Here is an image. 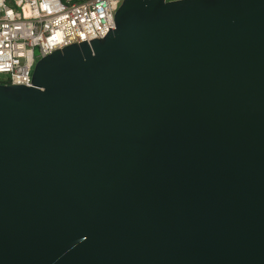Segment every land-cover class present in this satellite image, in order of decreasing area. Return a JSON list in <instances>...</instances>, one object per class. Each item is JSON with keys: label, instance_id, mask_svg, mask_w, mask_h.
<instances>
[{"label": "water", "instance_id": "water-1", "mask_svg": "<svg viewBox=\"0 0 264 264\" xmlns=\"http://www.w3.org/2000/svg\"><path fill=\"white\" fill-rule=\"evenodd\" d=\"M0 84V264H264V0H124Z\"/></svg>", "mask_w": 264, "mask_h": 264}, {"label": "built area", "instance_id": "built-area-1", "mask_svg": "<svg viewBox=\"0 0 264 264\" xmlns=\"http://www.w3.org/2000/svg\"><path fill=\"white\" fill-rule=\"evenodd\" d=\"M123 1L0 0V84L30 87L40 59L103 38Z\"/></svg>", "mask_w": 264, "mask_h": 264}]
</instances>
